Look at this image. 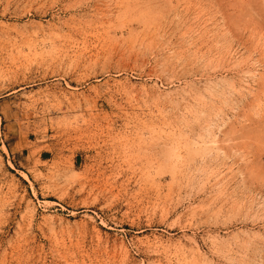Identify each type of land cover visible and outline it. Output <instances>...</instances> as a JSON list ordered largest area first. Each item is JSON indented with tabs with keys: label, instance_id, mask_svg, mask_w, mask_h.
Segmentation results:
<instances>
[{
	"label": "rangeland",
	"instance_id": "rangeland-1",
	"mask_svg": "<svg viewBox=\"0 0 264 264\" xmlns=\"http://www.w3.org/2000/svg\"><path fill=\"white\" fill-rule=\"evenodd\" d=\"M0 264H264V0H0Z\"/></svg>",
	"mask_w": 264,
	"mask_h": 264
},
{
	"label": "bare ground",
	"instance_id": "bare-ground-1",
	"mask_svg": "<svg viewBox=\"0 0 264 264\" xmlns=\"http://www.w3.org/2000/svg\"><path fill=\"white\" fill-rule=\"evenodd\" d=\"M228 84L231 85L230 83H228ZM228 84H227V85H228ZM229 85H228V86H229ZM229 87H230V86H229ZM215 115H216V114H215ZM209 121H211V120H208V125H209ZM206 122H207V120H206ZM210 124H211V123H210ZM209 126H211V125H209ZM205 127H206V126H205ZM207 128H208V127H207ZM207 128H206V129H207ZM206 129H205V130H206ZM209 130H210V128H209ZM209 132H210V131L207 130L206 135L209 134ZM211 132H212V131H211ZM211 132H210V134H212ZM203 135H204V134H203Z\"/></svg>",
	"mask_w": 264,
	"mask_h": 264
}]
</instances>
